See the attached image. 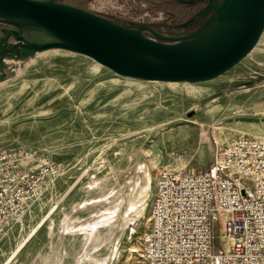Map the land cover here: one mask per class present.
<instances>
[{
    "label": "rangeland",
    "instance_id": "374dc122",
    "mask_svg": "<svg viewBox=\"0 0 264 264\" xmlns=\"http://www.w3.org/2000/svg\"><path fill=\"white\" fill-rule=\"evenodd\" d=\"M47 1L175 44L231 0ZM58 40L0 10V155L15 158V195L24 190L20 239L0 264H136L158 168H208L232 137L264 139V28L236 64L194 82L123 76L74 50L41 49Z\"/></svg>",
    "mask_w": 264,
    "mask_h": 264
},
{
    "label": "built area",
    "instance_id": "2783aa9c",
    "mask_svg": "<svg viewBox=\"0 0 264 264\" xmlns=\"http://www.w3.org/2000/svg\"><path fill=\"white\" fill-rule=\"evenodd\" d=\"M7 157L0 155V259L20 239L15 201L24 192L15 195V158ZM153 184L136 264H264V139L232 137L208 168L162 166Z\"/></svg>",
    "mask_w": 264,
    "mask_h": 264
},
{
    "label": "water",
    "instance_id": "95a60500",
    "mask_svg": "<svg viewBox=\"0 0 264 264\" xmlns=\"http://www.w3.org/2000/svg\"><path fill=\"white\" fill-rule=\"evenodd\" d=\"M0 8L28 17L55 33L58 41L41 49L59 47L86 54L123 76L157 81H201L213 78L236 64L257 43L264 28V0H231L215 16L218 23L236 26L233 40L208 59L175 55L163 44L139 30L119 25L91 12L47 0H0ZM113 35L144 48L159 61L126 58L99 40L95 34Z\"/></svg>",
    "mask_w": 264,
    "mask_h": 264
},
{
    "label": "bare ground",
    "instance_id": "6f19581e",
    "mask_svg": "<svg viewBox=\"0 0 264 264\" xmlns=\"http://www.w3.org/2000/svg\"><path fill=\"white\" fill-rule=\"evenodd\" d=\"M0 10L14 14V11L10 9L0 8ZM236 31V26L216 23L214 18L213 21L205 25L197 34L182 41H178L175 44H168L166 47L180 57L188 59H208L222 51V49L233 40ZM95 35L99 40L103 41V43L126 58L136 61L157 62L156 60L147 59L146 55H148V52L133 42L113 35H101V32H97ZM210 35L213 36L209 37Z\"/></svg>",
    "mask_w": 264,
    "mask_h": 264
}]
</instances>
